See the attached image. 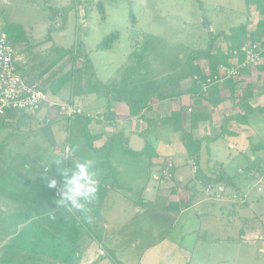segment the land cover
I'll list each match as a JSON object with an SVG mask.
<instances>
[{"label":"rangeland","instance_id":"obj_1","mask_svg":"<svg viewBox=\"0 0 264 264\" xmlns=\"http://www.w3.org/2000/svg\"><path fill=\"white\" fill-rule=\"evenodd\" d=\"M82 9L86 10L85 14ZM250 16L255 24L256 13L251 12ZM246 17L244 0H0V24L7 22L23 27L31 39L29 44L37 43L30 51L18 53L30 57V69L26 71L30 78L37 77V68L44 70L53 61L50 49L58 47L84 52L92 63L94 76L100 81L115 76L131 86L138 79L150 78L155 90L165 79L185 70L187 54L204 48L210 33L227 32L245 23ZM202 18L211 31H206ZM113 33L117 37L110 42V47L97 50V45ZM47 38L49 42H42ZM225 46L222 38L215 42V47ZM132 54L136 58H132ZM198 64L206 73L207 61ZM70 67L71 63L63 59L38 78V83L45 84L49 78L55 80L61 75L60 69L66 72ZM252 77L254 84L257 82L256 85L264 87V74L254 69ZM71 90V86H67L56 95L48 93L51 101L62 102L71 97ZM46 110L50 113L43 122L42 114L38 113L13 136L10 129L0 131V139L7 138L0 148V167L9 165L8 171L7 166L0 170V176L8 173L9 179L18 181L17 201L26 200L29 212L46 211L52 215L63 209L76 215L75 209L60 208L59 199L51 197L44 186L29 184L30 176H20L29 170L30 173L42 172L54 158L55 164L64 159L58 173L72 170L76 162H83V142L77 132L79 124L60 116L56 108ZM248 119L251 125L229 122L221 132L222 137L212 142L202 141V157L208 156L213 162L223 164L229 175L238 174L239 189H221L220 197L213 196V199L206 193L208 185L198 183L190 166L182 165V145L170 139L169 134L167 137L165 131L162 137L168 139L167 142H162L157 149L152 147V155L154 159L175 156L179 184L173 179H160V164L148 166V154L137 158L121 152L115 145L113 156L117 161L120 158L119 165H129L131 157L137 167L124 168L125 176L114 184L117 190L102 193L99 215L89 219V224L81 230L78 245L83 258L80 264L83 259H90V264H264V150L255 148L257 143L264 145V111L248 114ZM254 129L257 137L251 138ZM231 130L242 132L245 138L227 134ZM13 143L19 147L24 144L25 153L35 156L32 166L27 165L29 161L10 164L15 153ZM67 146L70 155L65 159L60 151L64 152ZM56 149L59 154H51ZM250 166L263 174L252 176ZM16 169L20 171L15 172ZM49 169L50 175L55 173ZM147 181V188L142 192ZM189 182L187 191L184 187ZM258 187H262L261 192L257 191ZM219 188L222 186L213 189ZM187 199L190 201L187 209L167 207L168 201ZM231 204L235 205L234 211ZM240 229L245 230L244 239L239 238ZM1 241L0 235V245ZM100 247L104 255L98 254Z\"/></svg>","mask_w":264,"mask_h":264},{"label":"trees","instance_id":"obj_2","mask_svg":"<svg viewBox=\"0 0 264 264\" xmlns=\"http://www.w3.org/2000/svg\"><path fill=\"white\" fill-rule=\"evenodd\" d=\"M247 17L246 21L243 24L232 27L229 31L223 32L220 31L216 34L210 33L209 39L204 48L191 51L187 54V62L185 70L182 73H179L175 77H168L157 89L154 90L153 95H157L158 99H164L165 96L159 95V92L163 89H166L170 86H175L179 84L182 80L193 79V77H199V80L202 83H205L206 77L201 71V67L198 64L199 61H207L210 77L213 78L218 74V66L226 65L229 56L225 54L226 51H231L235 49H240L245 45H252L255 43H260L264 40V0H244ZM95 5V4H94ZM57 11V10H56ZM84 14L86 10L83 9ZM53 10L50 11V16H52ZM251 12L256 13L257 21L255 24L251 19ZM254 25V26H253ZM253 26V27H252ZM252 27V28H251ZM0 33H4L7 36L8 42L10 45L15 48L17 54L25 53L27 50H31L33 45L37 46V43L29 44L31 42L24 30L23 27L17 24H11L7 22H2L0 24ZM117 37L116 33L108 36L104 42L97 45L96 49L101 51L103 49H108L110 47V42ZM222 38L226 46L225 48L215 47V42ZM49 38L43 40L42 42H49ZM34 47V46H33ZM53 54V61L47 65L44 70L37 68L38 77L29 79L30 83H35L38 87L44 92L49 93L53 96L60 92L63 88L71 86V94L73 96H82L83 91L85 93H94L101 95H113L111 87L102 83L92 72V63L88 56L83 53H78L77 50H63L61 48L50 49ZM83 54V56H82ZM81 56L80 60L78 59ZM134 58V54L131 55ZM136 58V57H135ZM140 58V57H139ZM63 59L71 63V67L63 72L60 69L61 75L55 80L49 78L48 82L45 84L38 83V78L49 70L52 66L58 64ZM242 59V55L239 56V60ZM78 60L81 62L79 64ZM76 63L79 64V67H76ZM18 68L22 76L24 77L27 72H21L20 63H18ZM257 70L264 72V60L261 65L257 67ZM248 70L242 71L246 73ZM52 75V74H51ZM231 78L228 79L230 83ZM83 82L85 83V90H83ZM48 84V85H47ZM201 84L198 81L192 80L191 88H194V91L200 98L210 97L213 93L216 92L217 82L209 84L206 91L202 90ZM229 85V84H227ZM245 97H241L239 102L240 106L244 109L243 114H234L232 116H227L224 118L222 124L211 130V133L203 136L200 139H195L190 130H186L182 127L181 116L180 114H172L171 116L164 118H156L151 121V125H156L158 127H170L174 133H177L179 140L181 142L182 148L184 150L185 156L188 158H193L195 161L199 160L200 150L202 141L212 142L215 139L222 137L224 135L221 133L225 130V125L230 121H236L243 125H251L248 114L255 112H263L264 108H251L247 103L250 99L251 93L249 86L247 87ZM126 99V104L129 108V114L131 116L137 115L143 103L138 99ZM220 100L216 101L214 105H217ZM147 104V101H146ZM191 109V108H190ZM11 115V118L16 115L15 112H8ZM190 121L192 124H197L200 121H205L204 115L199 112L189 113ZM70 121L81 124L79 129V138L86 146L91 147L92 137H90L87 124L89 120L83 115L76 116ZM84 121V126H83ZM227 134L237 135L234 132L229 131ZM83 144V145H84ZM256 150H264V145L257 143L255 145ZM145 154L149 155V160H152L154 157L153 148L146 144L145 148L137 153L131 154L135 157H140ZM153 166V165H151ZM249 168L252 176L254 174L262 175L263 173L259 169H254L252 166ZM238 174L229 175L226 173L225 166L219 162H213L212 165L208 168L207 172L204 173L198 170L197 178L204 185H210L213 188L217 185H221L222 189L230 187L232 191H237L239 187L237 186L236 179ZM262 177H264L262 175ZM48 178H56L58 183H61L62 176L60 173L48 174L43 178L38 180V185L44 186L51 197H55L54 190L49 188ZM103 191L98 189L95 200L90 203V208L87 210L89 214L82 213L78 211V214L71 215L70 213L65 212V210H59L52 214L49 218H46L44 221L39 219H32L28 214L24 213L23 216L17 219L18 213L4 215L2 219L7 221L9 219L13 220V224L9 226L7 230H4V235L10 236V240L3 246L2 253L0 254V263L2 264H80L82 261V254L79 249V241L81 239V230L86 228L89 224V219H94V217L99 215L101 209V202L103 200ZM224 194V193H223ZM99 199L100 201H96ZM142 200V199H141ZM143 203L145 201L142 200ZM189 203L182 200L176 203H169L168 208L179 207L181 210L187 209ZM244 205V204H243ZM88 206V205H87ZM235 205L231 204L232 211L235 210ZM62 208V207H60ZM10 220V221H11ZM247 221L246 219H244ZM92 221V220H91ZM243 221V222H245ZM243 229V228H242ZM239 230L238 235L240 239H244L245 230Z\"/></svg>","mask_w":264,"mask_h":264},{"label":"crops","instance_id":"obj_3","mask_svg":"<svg viewBox=\"0 0 264 264\" xmlns=\"http://www.w3.org/2000/svg\"><path fill=\"white\" fill-rule=\"evenodd\" d=\"M82 14H84V11L82 12ZM18 58L21 72H26L28 69H30V57L27 58L23 57V55H18ZM258 73L264 74V72L260 71H258ZM252 75L253 71L248 70L245 74L242 73L239 79H231L230 83H228V80L222 84L217 83L218 85L216 86V92L213 93L214 90H212V94L210 95V97L205 96L202 99L199 95L196 94L194 88H191V78L182 80L175 86H170L166 89L161 90L159 92V95L165 96L164 99H158V94L153 95L155 85L152 83V79L150 78L148 80L138 79L135 85L127 86V84L121 78L115 76H109L104 81H101L102 83L110 85L112 87L111 90L113 91V95L106 96L104 94L99 95L94 93H85V91H83L82 96L75 97L71 94V97L66 101H72L83 112V116L89 120L87 129L90 137H92L93 139L91 147H88L83 143V162L88 159H91L93 161L92 171L96 173V178L98 179V189L103 192L106 191L107 193L117 190L115 189L114 184L125 176L123 172L126 171V169H128L129 167H137L136 161H131L134 160L131 157H129L130 164L121 167L119 165L120 158H118L117 161L113 156L115 145L117 149L121 150V152L125 151L126 154L129 153L130 155L142 151L145 148L146 144H149L151 147L157 149L158 146L162 145V142L166 143L168 140L162 137V131H165V135L167 137L169 134L170 139L175 140L181 145L178 134L174 133L170 127H158L156 125H151V121L156 118H164L171 116L172 114H180L182 127L186 130H190L191 135L195 139H200L203 136L210 134L212 129L219 127L225 117L232 116L234 114L241 115L244 113V109L240 106L239 100L241 97L247 96L246 90L248 86L250 88L251 96L247 104L251 108H264V87H259L258 85H256L257 82L256 84H254L253 82L255 80L253 79ZM24 77L28 80L33 78H30V75L28 73H26ZM84 87L85 83L83 82V90H85ZM121 98H128L133 100L138 99L143 103V106H141V109L139 110L137 115L131 116L129 114V108L126 104V99ZM218 100H220L219 103L217 105H214V103ZM188 108H191L193 112L202 113V115H204L205 117V121H200L197 124H192L190 121L189 113L187 112ZM46 109L50 108H42L34 115L16 114L13 119L7 112L1 120L0 131L10 129V135L13 136L15 134V131L19 129L22 124V127L27 126L29 124V121L35 118V115H37L38 113L42 114L41 118L43 122V120L48 117L47 114L50 113L49 110ZM231 122L238 123L236 121H230V123ZM238 124L241 125L240 123ZM81 126V124L78 125L77 132H79ZM231 132L237 134V137L243 136V138H245L242 132H235L233 130H231ZM249 137L256 138L257 131L255 129L252 130ZM41 140L42 138L40 137L39 141ZM152 140H154V143ZM6 142L7 138L0 139V148L5 145ZM13 144L15 145V153L12 157V160L10 161V164L14 165L19 161H24V163L29 161L27 165H31L33 162L32 160H34L33 157L35 156L25 153L22 148L24 144L22 147L17 146L16 143ZM57 152L58 150L56 149L51 154L55 155ZM182 153L184 154L182 165H188L187 161L190 158L185 156L184 150L182 151ZM60 156L63 157V152L61 153V151ZM169 157L173 158V161H175L173 178L174 183L179 184L176 181L178 167L177 160L173 155ZM155 159L153 157L152 160H149V164L147 165H159L163 160V158H160L159 156L156 160ZM54 161L55 158L52 159L50 163H47L42 172L30 173L29 170L24 174L22 173V175L20 176H30L28 177L29 184L42 188V186L38 185V180L46 176L45 173L50 174L49 167L51 168L52 172H55L54 174L58 173L57 169L59 165L55 164ZM196 163L198 166V170L206 173L208 168L212 165L213 161L208 156L202 157V152L200 151L199 160L196 161ZM6 166H1L0 170L3 171L2 168H4L5 170ZM8 168L9 165L6 168L7 171ZM46 168L47 171H45ZM16 170L17 171L15 172L20 171H18V169ZM8 175L9 174L6 173L5 176H0V183H2V187H0V217L2 216L1 218H3L4 215L18 213L17 217H14V219H17L19 217L21 218L23 214L26 213L29 215L31 220L39 219L44 221L46 218H49L51 215L48 212L45 213L46 211L35 214L29 212V207L26 200H24V203H22L21 201H17L19 194L18 181L9 179ZM178 178L182 181L181 176L178 175ZM196 181L198 183H201L198 180L197 176ZM148 182L149 181L146 182V186L144 187L142 192L146 190ZM172 188L170 189V191H172L173 193ZM184 188L189 191L190 182ZM158 189H160V187H158ZM176 202L178 201H168V203ZM184 202L190 204L189 199L184 200ZM2 220L3 222L0 221V225H2V231H0V235L2 236L0 245L1 251L3 250V246L7 244V242L11 238L10 236L4 235V230H7L9 226L13 224V220L11 219H9L8 221L7 219ZM100 249L102 248H98V252ZM90 262V259L87 261L83 259V264H90Z\"/></svg>","mask_w":264,"mask_h":264},{"label":"built area","instance_id":"obj_4","mask_svg":"<svg viewBox=\"0 0 264 264\" xmlns=\"http://www.w3.org/2000/svg\"><path fill=\"white\" fill-rule=\"evenodd\" d=\"M229 56L226 65L218 66V74L213 78L210 77L209 68L207 72H202L206 77L205 83L200 82L199 77L195 76L192 80L198 81L201 84L202 90L206 91L207 86L217 82L222 84L228 79H239L242 71L254 70L263 63L264 60V40L260 43L242 46L240 49L226 51ZM242 59L239 60V56ZM18 54L4 33H0V123L7 112H15L17 115H34L42 108H56L58 114L67 119H72L76 116L83 115V112L72 102L51 101L50 94L41 90L37 84L30 83L28 79L22 76L18 68ZM190 113L191 109L188 108ZM68 146L63 152L64 158L70 155ZM187 164L191 168V173L197 174L198 166L194 159L190 158ZM174 161L168 157L163 159L160 164L159 178L163 180H172L174 178ZM47 171V168L45 169ZM222 188L214 190L212 186L206 187V193L209 197H220ZM62 183H58L54 195L59 199V193L64 191ZM258 192L262 191V187L257 188ZM246 195L243 198L246 199ZM99 255H104L103 249L99 250Z\"/></svg>","mask_w":264,"mask_h":264},{"label":"clouds","instance_id":"obj_5","mask_svg":"<svg viewBox=\"0 0 264 264\" xmlns=\"http://www.w3.org/2000/svg\"><path fill=\"white\" fill-rule=\"evenodd\" d=\"M63 162L64 159H61L56 163L60 165ZM92 169L93 161L88 159L84 162H76L72 170L65 169L63 173H60L62 187L65 190L59 193L58 206L80 212L88 210L87 205L95 200L98 191V179ZM57 184L56 178H48L49 188L55 189Z\"/></svg>","mask_w":264,"mask_h":264},{"label":"water","instance_id":"obj_6","mask_svg":"<svg viewBox=\"0 0 264 264\" xmlns=\"http://www.w3.org/2000/svg\"><path fill=\"white\" fill-rule=\"evenodd\" d=\"M202 22H203V24L205 25V27H206V31H211L210 30V27L207 25V23H206V21L204 20V18H202Z\"/></svg>","mask_w":264,"mask_h":264}]
</instances>
